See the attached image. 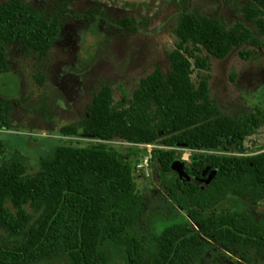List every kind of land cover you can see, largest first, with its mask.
<instances>
[{
	"label": "trees",
	"instance_id": "16d2710c",
	"mask_svg": "<svg viewBox=\"0 0 264 264\" xmlns=\"http://www.w3.org/2000/svg\"><path fill=\"white\" fill-rule=\"evenodd\" d=\"M67 12L61 1L47 13L29 0H0V74L8 71L7 45L14 43L36 61L40 81L42 59L59 39ZM176 14L168 74L155 65L119 96L111 85L101 88L81 126L61 127L68 145L43 158L37 174L26 175V164L13 154L0 163V226L5 231L0 264H35L62 256L71 264H109L110 245L125 252L126 264H193L210 242L246 263L264 260V215L210 211L227 194L252 203L264 197V148L250 149L252 134L264 124V109L222 113L203 76L209 55L224 58L242 46L238 54L247 60L264 50V0H247L242 9L254 30L242 21L227 24L220 16L190 8ZM11 110L10 100L0 95L1 130L10 128ZM79 136L98 141L93 148H81L74 145L91 142L67 138ZM112 141L131 148L153 145L160 183L186 211L185 220L165 226L151 244L136 230L145 201L133 165ZM179 148L191 150L185 166L190 181L170 168ZM6 152L0 139V159ZM206 168L217 170L207 185L196 180ZM18 237L22 240L13 241Z\"/></svg>",
	"mask_w": 264,
	"mask_h": 264
},
{
	"label": "rangeland",
	"instance_id": "374dc122",
	"mask_svg": "<svg viewBox=\"0 0 264 264\" xmlns=\"http://www.w3.org/2000/svg\"><path fill=\"white\" fill-rule=\"evenodd\" d=\"M49 13L56 2H65L67 15L59 39L42 59L40 73L35 78L36 61L25 56L18 44L7 45L8 71L0 74V95L12 104L10 128L0 129V139L7 147L5 164L10 155H16L27 166L26 175L37 174L42 169L43 158L55 147L68 145L62 141L61 127L71 124L81 126L93 97L106 85H111L115 95L130 90L138 80L158 65L164 74L170 71L169 55L173 48V29L176 12L190 8L200 13L220 16L227 24L236 21L254 30L243 18L242 9L247 0H29ZM87 14L86 18L81 15ZM121 21L133 22L121 26ZM242 46L234 47L224 58L209 55V68L203 72L211 95L221 112L238 115L251 112L256 107L264 109V50L250 59L238 54ZM206 54V53H205ZM231 76L232 79L230 78ZM85 139L91 143L74 145L93 148L97 139L91 136L67 137ZM124 159L133 165V178L142 194L145 205L136 225L147 243L165 226L187 218L168 197L167 190L158 177V164L143 148H131L121 141ZM264 148V124L251 136L250 149ZM180 156L189 162L191 150L179 148ZM7 160V161H6ZM174 177V175H172ZM201 183V182H199ZM6 205L14 208L6 201ZM25 208L36 217L28 206ZM250 210L264 215V197L256 202L239 199L231 194L210 211ZM5 231L0 226V240ZM18 237L13 241H20ZM109 264H126L125 252L110 245ZM35 264H71L65 256ZM193 264H249L235 257L219 245L210 242L203 256ZM264 264V260L257 263Z\"/></svg>",
	"mask_w": 264,
	"mask_h": 264
},
{
	"label": "water",
	"instance_id": "95a60500",
	"mask_svg": "<svg viewBox=\"0 0 264 264\" xmlns=\"http://www.w3.org/2000/svg\"><path fill=\"white\" fill-rule=\"evenodd\" d=\"M161 134V132H160ZM185 166H186V160L183 158H176L172 164L170 165L171 170H173L174 172H176V174L178 175L179 179H186L187 181L191 180V177L185 172ZM208 171V168H206L203 172H202V177L206 175ZM217 170L213 169L211 171H209L208 176L203 179V178H197L196 180L199 182H203L205 185H207L212 178L215 176Z\"/></svg>",
	"mask_w": 264,
	"mask_h": 264
},
{
	"label": "built area",
	"instance_id": "2783aa9c",
	"mask_svg": "<svg viewBox=\"0 0 264 264\" xmlns=\"http://www.w3.org/2000/svg\"><path fill=\"white\" fill-rule=\"evenodd\" d=\"M139 148H143L148 152L149 157L151 156V149L153 148V145L149 144H138Z\"/></svg>",
	"mask_w": 264,
	"mask_h": 264
},
{
	"label": "flooded vegetation",
	"instance_id": "af4514ba",
	"mask_svg": "<svg viewBox=\"0 0 264 264\" xmlns=\"http://www.w3.org/2000/svg\"><path fill=\"white\" fill-rule=\"evenodd\" d=\"M208 173H209V172L207 171L206 175L203 176V177L201 176V178L205 179V178L208 176ZM198 182H199V181H198ZM201 183H203V182H201ZM203 184H204V183H203Z\"/></svg>",
	"mask_w": 264,
	"mask_h": 264
}]
</instances>
